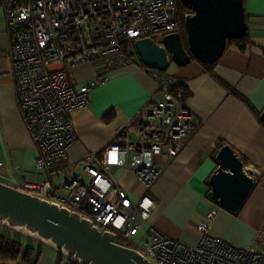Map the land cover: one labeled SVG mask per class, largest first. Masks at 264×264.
<instances>
[{
    "label": "built area",
    "instance_id": "2783aa9c",
    "mask_svg": "<svg viewBox=\"0 0 264 264\" xmlns=\"http://www.w3.org/2000/svg\"><path fill=\"white\" fill-rule=\"evenodd\" d=\"M0 6L17 110L37 152L35 165L45 171L42 180L15 179L10 185L77 212L113 233L119 244L132 247L125 242L142 230V246L132 248L154 264H264V248L235 247L208 233L214 210L197 225L195 245L145 226L154 201L147 194L133 197L113 173L114 168L129 171L148 190L165 169L163 157L172 160L195 135L199 123L183 91H173L180 80H166L152 70L156 89L105 147L78 160L68 158L76 140L71 111L88 102L90 89L107 80L105 71L117 60L124 64L120 50L131 39L161 42L180 26L176 0H0ZM86 62L100 72L76 90L67 71ZM57 163L65 178L63 193L51 180V166Z\"/></svg>",
    "mask_w": 264,
    "mask_h": 264
},
{
    "label": "crops",
    "instance_id": "0c3cea01",
    "mask_svg": "<svg viewBox=\"0 0 264 264\" xmlns=\"http://www.w3.org/2000/svg\"><path fill=\"white\" fill-rule=\"evenodd\" d=\"M243 4L246 33L252 41L249 47L241 50L234 44L227 45L212 65L191 59L173 74L161 72L166 80H180L186 89L185 102L199 123L195 135L172 160L163 157L165 169L148 190L131 172L113 169L133 197L147 194L154 201L144 225L186 245L198 243L197 225L214 210L208 228L211 236L239 248H264V124L260 120L264 109V0H243ZM7 46L0 7V181H39L45 178V171L35 165L37 152L17 110L8 75ZM143 66L125 62L108 68L107 80L90 89L84 106L71 111L76 140L68 147L70 160L105 147L117 127L156 89L154 69ZM99 72L94 63L86 62L67 74L78 90ZM223 144L234 149L254 178L251 191L236 211L225 209L209 195V177L218 166L216 155ZM59 164L50 169L52 182L54 175H62ZM55 186L57 191L61 187ZM41 242L38 250L33 247L37 264H69L71 259L65 253ZM0 264L25 263L0 260Z\"/></svg>",
    "mask_w": 264,
    "mask_h": 264
},
{
    "label": "water",
    "instance_id": "95a60500",
    "mask_svg": "<svg viewBox=\"0 0 264 264\" xmlns=\"http://www.w3.org/2000/svg\"><path fill=\"white\" fill-rule=\"evenodd\" d=\"M185 16V40L179 32L165 34L161 42L151 37L134 41L141 63L163 72L170 61L179 67L195 59L212 65L223 54L227 40H239L247 30L243 0H180ZM264 121V109L260 114ZM218 166L209 177L211 199L230 211L240 208L254 185L252 171L231 146L223 144ZM0 223L41 239L80 264H154L138 250L114 241L77 212L47 198L0 181Z\"/></svg>",
    "mask_w": 264,
    "mask_h": 264
},
{
    "label": "trees",
    "instance_id": "16d2710c",
    "mask_svg": "<svg viewBox=\"0 0 264 264\" xmlns=\"http://www.w3.org/2000/svg\"><path fill=\"white\" fill-rule=\"evenodd\" d=\"M177 1L179 4L178 11L180 13V26L174 32H179L183 36V39L185 40L184 34L181 32L184 31V19H185V16L182 14L189 10L188 8L182 6L179 0ZM134 41L135 39H131L128 42V44L120 50L124 63L133 62L132 61L133 54L134 52H136ZM231 44H234L237 47H239L241 50H243L249 47L252 44V41L250 40L248 34L246 33L239 40L228 39L227 45H231ZM118 64L119 61L117 60V65ZM178 89L183 91V98L185 99L187 95L186 89L183 87L182 84H179L175 88H173V91H177ZM262 123L264 124V121ZM34 254H35L34 248L32 246L23 247V244L19 240L11 236H8L6 234L5 235L0 234V260L20 261L25 264H37V257ZM69 264H80V263L71 259Z\"/></svg>",
    "mask_w": 264,
    "mask_h": 264
},
{
    "label": "rangeland",
    "instance_id": "374dc122",
    "mask_svg": "<svg viewBox=\"0 0 264 264\" xmlns=\"http://www.w3.org/2000/svg\"><path fill=\"white\" fill-rule=\"evenodd\" d=\"M180 1V0H179ZM181 3V2H180ZM182 5V4H181ZM176 6H177V9L179 8V4H178V1L176 0ZM183 6V5H182ZM1 7V6H0ZM2 9V7H1ZM3 11V9H2ZM4 18V16H3ZM4 22H5V19H4ZM5 26H6V22H5ZM184 35H185V30L184 31H181ZM135 50V49H134ZM133 62H141L139 57H138V54L137 52H134L133 54V59H132ZM180 67L174 62V61H170L168 67L166 68L165 71H163V73H167V74H173V72L176 70V69H179ZM53 166H51L52 168ZM64 181V175H54L53 176V183L55 185H59L61 186L62 183ZM62 190L61 187L58 188V191ZM1 225V224H0ZM6 225V224H5ZM7 226V225H6ZM6 226H0V234H3V235H8V236H11L17 240H19L22 244H23V247H26V246H32L34 247L35 249H37V247H39L41 240L37 239V238H34L32 236H29V235H25L22 233V230H11L10 228H6ZM8 227V226H7ZM131 242H125L126 245H131L132 247H141L142 244H143V239H142V235H141V232H139L137 235L133 236L131 239H130ZM38 250V249H37Z\"/></svg>",
    "mask_w": 264,
    "mask_h": 264
},
{
    "label": "clouds",
    "instance_id": "9594fccd",
    "mask_svg": "<svg viewBox=\"0 0 264 264\" xmlns=\"http://www.w3.org/2000/svg\"><path fill=\"white\" fill-rule=\"evenodd\" d=\"M145 206H147V202L145 203Z\"/></svg>",
    "mask_w": 264,
    "mask_h": 264
},
{
    "label": "snow or ice",
    "instance_id": "6c2138e0",
    "mask_svg": "<svg viewBox=\"0 0 264 264\" xmlns=\"http://www.w3.org/2000/svg\"><path fill=\"white\" fill-rule=\"evenodd\" d=\"M113 160H115V157H113Z\"/></svg>",
    "mask_w": 264,
    "mask_h": 264
},
{
    "label": "flooded vegetation",
    "instance_id": "af4514ba",
    "mask_svg": "<svg viewBox=\"0 0 264 264\" xmlns=\"http://www.w3.org/2000/svg\"><path fill=\"white\" fill-rule=\"evenodd\" d=\"M146 69H148V68H146Z\"/></svg>",
    "mask_w": 264,
    "mask_h": 264
}]
</instances>
